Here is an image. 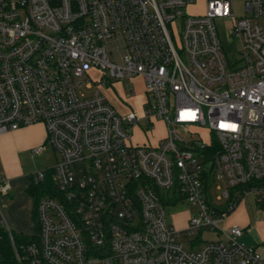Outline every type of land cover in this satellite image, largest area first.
Returning <instances> with one entry per match:
<instances>
[{
  "label": "built area",
  "instance_id": "built-area-1",
  "mask_svg": "<svg viewBox=\"0 0 264 264\" xmlns=\"http://www.w3.org/2000/svg\"><path fill=\"white\" fill-rule=\"evenodd\" d=\"M235 1L0 0V135L43 124L60 155L30 176L48 195L35 234L18 241L0 203L15 264H264L262 245L221 225L246 195L264 201V0H243L242 17ZM229 16L239 64L216 24ZM136 76L144 114L121 115L101 87ZM142 118L166 135L131 143ZM11 190L0 174V197ZM184 201L192 216L176 230L165 205Z\"/></svg>",
  "mask_w": 264,
  "mask_h": 264
},
{
  "label": "rangeland",
  "instance_id": "rangeland-1",
  "mask_svg": "<svg viewBox=\"0 0 264 264\" xmlns=\"http://www.w3.org/2000/svg\"><path fill=\"white\" fill-rule=\"evenodd\" d=\"M235 8L238 14V17L247 15L245 8V3L243 0L235 1ZM189 11L191 13L197 14L204 11L203 2H196L193 4ZM235 23V17H223L216 20V24L219 31V36L222 42L223 49L226 53V56L229 62L239 64L238 60L240 58V41L238 38L231 34V30ZM119 49L120 53L115 52ZM110 58L113 61L122 63L120 54L122 53L120 44L117 41H111L109 44ZM241 64V62H240ZM139 78H123L118 80L115 83H112L108 86L101 87L102 93L107 97L109 102L118 108V112L121 115H126L131 111H136L141 116L145 111V102L148 99V94L145 87V81L143 77L138 76ZM96 88V85H95ZM148 122V118H142L140 125L131 129L133 135L131 143H140V144H155L158 138L166 135L167 127L162 121H157L154 130L148 132L145 127V124ZM30 134L26 138L18 140L12 139L13 131L8 132L11 135L0 141V174L9 176L8 172L5 169V166L9 160V157L13 150L18 146L20 152L18 155V200L16 203V208L18 209V214L14 210L15 206L4 207L5 203L2 197H0V203L3 206V211L5 218L7 220L10 228L17 233L16 238L18 241H24L27 239V235L31 236L37 231V223L34 215L35 209V196L32 193L31 179L29 178L32 173L41 170L53 168L60 159V155L57 151L53 149L47 139L46 130L43 126L39 124L34 127L29 128ZM204 138L210 139L209 133L204 130H199ZM41 137V143H45L46 150L41 154H36L32 151L38 144H32L33 138ZM32 144V145H31ZM41 145V144H40ZM39 146V145H38ZM51 177L52 174H49ZM212 193L217 196L218 191L214 187ZM44 196L45 193H43ZM258 194H248L241 201L243 202H260L258 200ZM239 204V205H240ZM166 220L169 225H171L176 230H183L189 225V220L192 216V205L188 201L180 202L177 204H166ZM230 215V214H229ZM14 218L18 220V226L15 227L11 221ZM229 224L230 227L233 226L232 220H224L221 225L226 227ZM199 233L190 236L187 240L183 239L182 242H186L185 245L188 246L187 241L189 239H195ZM204 238L214 240L219 239L220 236L217 232H205L202 234Z\"/></svg>",
  "mask_w": 264,
  "mask_h": 264
},
{
  "label": "crops",
  "instance_id": "crops-1",
  "mask_svg": "<svg viewBox=\"0 0 264 264\" xmlns=\"http://www.w3.org/2000/svg\"><path fill=\"white\" fill-rule=\"evenodd\" d=\"M136 78L139 77L136 76L133 79ZM116 109L118 110L117 107ZM35 125H31L13 131L14 133L12 139L21 140L26 138L27 135L30 134L29 128L34 127ZM39 125L45 128L43 124H39ZM10 135H11L10 133H4L0 135V141L6 137H9ZM41 141H42L41 137H35L33 138L34 143L32 144H38V143L42 144ZM18 146L13 150V155L11 153L9 160L5 166V169L9 174V176L7 175L6 176L11 180L12 183V190L8 194L3 195L2 197L5 203L4 207L13 208V206L16 205L18 200V155L20 152V148ZM29 178L31 179V177ZM31 187H32V193L35 196V200L37 203L39 197L42 196L44 192L41 189V186L37 187L33 185L32 179H31ZM14 208H15L14 210L18 214V209L16 208V206ZM229 219L232 220L233 226H240L244 229L242 236L239 238L241 242H244L249 245H262L264 247V201L246 202V203L243 202L242 204L238 205L234 211L231 212V214L228 216V220ZM11 222L15 227L18 226L17 218H14L13 221ZM226 227H230L229 224ZM13 233L17 235L16 232L13 231Z\"/></svg>",
  "mask_w": 264,
  "mask_h": 264
},
{
  "label": "trees",
  "instance_id": "trees-1",
  "mask_svg": "<svg viewBox=\"0 0 264 264\" xmlns=\"http://www.w3.org/2000/svg\"><path fill=\"white\" fill-rule=\"evenodd\" d=\"M260 184H264V178L257 181ZM13 249L8 237V233L0 228V262H7L8 264H15Z\"/></svg>",
  "mask_w": 264,
  "mask_h": 264
}]
</instances>
